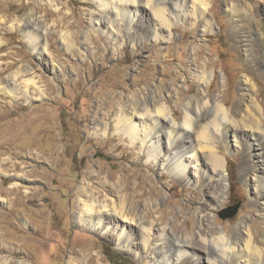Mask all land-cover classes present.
I'll list each match as a JSON object with an SVG mask.
<instances>
[{
	"label": "rangeland",
	"instance_id": "obj_1",
	"mask_svg": "<svg viewBox=\"0 0 264 264\" xmlns=\"http://www.w3.org/2000/svg\"><path fill=\"white\" fill-rule=\"evenodd\" d=\"M255 1L260 17L253 20L243 13L232 20L224 10L225 0H210L214 31L204 35L203 21L195 26L179 21L169 42L120 46L97 31H91L86 39L84 33L93 29L92 15L98 10L92 0H55V4L48 0H0V80L29 68L25 78L36 79L37 85L47 90L41 96L31 88L33 98L28 100L20 93L17 97L0 94V257L29 264H70L69 259L78 253L99 252L106 264H150L146 258L136 257L135 251L119 247L109 234L75 221L79 206L75 191L84 180L90 181L98 198L112 206L123 203L129 217L147 214L155 226H167L180 234L199 227L197 214L202 204L212 213L205 231L223 226L232 235L241 216L255 215V205L241 181L242 154L227 153L228 194L214 207L209 200L217 188L207 190V200L197 188L181 183L148 160L123 134L114 129L106 136L93 132L96 123L112 124L118 107L133 106L139 98L150 97L152 90L180 117L186 98L200 89L193 71L205 62L207 71L214 72L210 93H221L230 109L241 100L250 103L238 89L239 81L247 75L258 84L257 97L264 105V0ZM31 11L39 15L38 25H49L50 52L44 59L34 52L19 27L11 28L14 21L26 19V29L33 33ZM241 33L253 39L252 49L246 50L240 43ZM72 41L75 46L67 48ZM194 49L199 50V62L195 65L193 61L191 66L197 55ZM19 81L22 84L23 80ZM92 168L101 172V180L88 179L87 171ZM15 172L25 175L20 187L14 185ZM119 185L124 189L117 193ZM150 187L155 194L151 197L143 194ZM236 204L240 206L234 216H221L225 208ZM150 209L154 211L146 213ZM262 224L256 216L254 229L261 230Z\"/></svg>",
	"mask_w": 264,
	"mask_h": 264
},
{
	"label": "bare ground",
	"instance_id": "obj_2",
	"mask_svg": "<svg viewBox=\"0 0 264 264\" xmlns=\"http://www.w3.org/2000/svg\"><path fill=\"white\" fill-rule=\"evenodd\" d=\"M92 1L98 5V10L92 15L93 29H88L84 33L86 39L90 37L91 31H97L120 46L125 43L136 46L148 41L162 44L173 39V30L179 21L187 22L191 26L197 25L200 21L205 22L202 32L204 35L208 31L215 30L213 21L209 17L210 0ZM48 2L55 4V0ZM224 10L232 20L242 13L250 16L252 20L260 17V8H257V3L253 0H225ZM28 16L33 23V33L26 29L29 25L26 19L23 22L14 21L11 28H15V25L19 27L34 52L44 59L45 54L50 52L49 25H38L39 15L36 11H31ZM238 21L237 19L236 22ZM66 33L72 40V32L68 30ZM63 38L65 34L61 35L62 42ZM239 38L246 50L252 49L253 39L247 36V33H241ZM66 45L67 48L75 46L73 41ZM262 45L264 47V42ZM198 52V49H194L197 55L192 59L191 66L198 64ZM197 66L199 68L194 69L193 73L200 83V89L195 95L186 98L180 117H176L175 110L164 101L163 96L159 97L157 92L152 90L150 97L139 98L133 106L118 107L113 123H105L102 126L100 122L96 123L93 132L106 136L111 129H114L123 134L133 145H136L140 153L147 155L148 160L158 164L174 179L197 188L207 200H209L208 195L206 196L207 190L217 188V194L212 195V199L209 200V205L214 207L222 204L228 194L230 181L227 153L242 154L241 181L255 205V215L250 213L241 216L233 225L232 235H229L223 226L218 230L212 227L209 231H205V224L210 221L212 213L207 212V208L205 209V205L202 204L199 205L197 214L199 227L188 234H180L167 226H155L154 221L148 220L147 214L129 217L126 215L127 208L122 205L123 203L112 206L106 199L98 198L94 195L96 190L91 188L90 181L84 180L75 191L79 194V206L74 213V219L96 232L109 234L119 247L135 251L136 257L146 258L150 264H226V262L264 264V105L257 97L259 86L248 75L242 78L238 83V89L241 97L250 100V103L241 100L230 109L221 93L209 91L214 72L207 71L208 63ZM29 71V68H21L8 75L6 79H1L0 94L17 97V93H20L28 100L33 98L31 93L33 88L44 96L47 90L42 89V85L38 86L36 79L25 78ZM53 73L57 74L56 66ZM19 79L23 80V85ZM6 140L8 139H5L7 143ZM21 172L14 173L18 176L14 184L17 187L24 183L25 175ZM87 175L88 179L90 177L102 179L101 172L94 168L87 171ZM123 189L122 185L117 186V193ZM152 191L154 190L150 187L143 194L148 193L151 197L155 195ZM154 204L158 206L157 201ZM159 208L157 207L156 210ZM152 211L154 210L150 209L146 213ZM256 216L262 219L261 230L254 229ZM9 260V257H0V264H29L27 261ZM69 263L106 264L99 252L78 253L75 258L73 256L69 259Z\"/></svg>",
	"mask_w": 264,
	"mask_h": 264
},
{
	"label": "water",
	"instance_id": "obj_3",
	"mask_svg": "<svg viewBox=\"0 0 264 264\" xmlns=\"http://www.w3.org/2000/svg\"><path fill=\"white\" fill-rule=\"evenodd\" d=\"M239 206L240 204H236L225 208V210L221 212V216L224 218L234 216L237 213Z\"/></svg>",
	"mask_w": 264,
	"mask_h": 264
},
{
	"label": "trees",
	"instance_id": "obj_4",
	"mask_svg": "<svg viewBox=\"0 0 264 264\" xmlns=\"http://www.w3.org/2000/svg\"><path fill=\"white\" fill-rule=\"evenodd\" d=\"M115 251V250H114ZM116 252V251H115Z\"/></svg>",
	"mask_w": 264,
	"mask_h": 264
}]
</instances>
